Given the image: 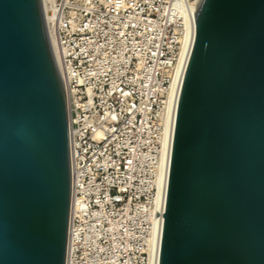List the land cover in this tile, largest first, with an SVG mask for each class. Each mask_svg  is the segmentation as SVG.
I'll return each mask as SVG.
<instances>
[{
    "label": "water",
    "instance_id": "95a60500",
    "mask_svg": "<svg viewBox=\"0 0 264 264\" xmlns=\"http://www.w3.org/2000/svg\"><path fill=\"white\" fill-rule=\"evenodd\" d=\"M157 264H264V0H195ZM63 82L41 0H0V264H65Z\"/></svg>",
    "mask_w": 264,
    "mask_h": 264
},
{
    "label": "built area",
    "instance_id": "2783aa9c",
    "mask_svg": "<svg viewBox=\"0 0 264 264\" xmlns=\"http://www.w3.org/2000/svg\"><path fill=\"white\" fill-rule=\"evenodd\" d=\"M194 1L47 0L68 118L65 264H155L156 248L158 261L176 63Z\"/></svg>",
    "mask_w": 264,
    "mask_h": 264
},
{
    "label": "bare ground",
    "instance_id": "6f19581e",
    "mask_svg": "<svg viewBox=\"0 0 264 264\" xmlns=\"http://www.w3.org/2000/svg\"><path fill=\"white\" fill-rule=\"evenodd\" d=\"M42 1V6H43V10L45 12V20L48 23L49 21V17L46 14V10L48 7L47 4V0H41ZM193 3L191 4V9L193 10ZM47 31H48V36H49V41H50V45L52 48V52L56 61V64H58V58H57V50H56V46H55V41H54V37L52 35V31L50 28V25L48 23L47 25ZM193 32H194V19L192 21H190V31H189V36H188V40L186 39V35L183 38V42L181 45V49H180V54H179V58L177 60V66L180 67V73H179V77H178V81H177V85H176V92L174 94V98L172 101V106H171V110H170V117H169V127H168V131H167V144H166V160H165V173H164V182H163V189H162V202H163V197H164V192H165V185H166V176L168 174V165H169V157H170V149H171V141H172V133H173V125H174V117H175V109H176V100H177V95H178V90H179V86L182 80V76H183V72L185 69V65L189 56V52H190V48H191V41H192V36H193ZM187 40V42H186ZM58 67V65H57ZM158 228H157V244L160 238V232H161V225H162V217L161 215H159L158 217ZM157 262V248L155 250L154 253V263L156 264Z\"/></svg>",
    "mask_w": 264,
    "mask_h": 264
}]
</instances>
